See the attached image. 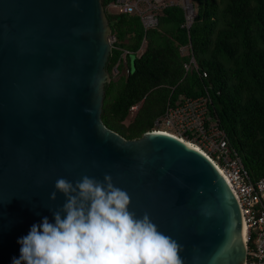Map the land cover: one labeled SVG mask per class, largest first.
Masks as SVG:
<instances>
[{"label":"water","instance_id":"95a60500","mask_svg":"<svg viewBox=\"0 0 264 264\" xmlns=\"http://www.w3.org/2000/svg\"><path fill=\"white\" fill-rule=\"evenodd\" d=\"M109 33L100 0H0V264L19 257L33 224L54 222L66 202L56 180L85 175H110L137 218L183 246V264H242L239 206L208 157L101 120Z\"/></svg>","mask_w":264,"mask_h":264},{"label":"trees","instance_id":"16d2710c","mask_svg":"<svg viewBox=\"0 0 264 264\" xmlns=\"http://www.w3.org/2000/svg\"><path fill=\"white\" fill-rule=\"evenodd\" d=\"M112 1L100 0L115 38L105 66L111 78L104 86L103 123L126 139L138 138L167 106L207 97L206 123L217 121L251 180L262 177L264 0H190L195 15L188 31L176 4L162 7L157 24L145 29L138 14L108 10ZM188 42L197 68L186 71L190 55L180 47Z\"/></svg>","mask_w":264,"mask_h":264},{"label":"clouds","instance_id":"9594fccd","mask_svg":"<svg viewBox=\"0 0 264 264\" xmlns=\"http://www.w3.org/2000/svg\"><path fill=\"white\" fill-rule=\"evenodd\" d=\"M156 126L147 131L185 139ZM185 140L199 146L189 137ZM55 189L64 194L66 202L52 212L54 222L43 217L18 239L20 254L11 264H183L179 255L183 246L159 231L147 213L137 218L129 210V194L114 186L110 175L103 182L85 175L75 184L59 178ZM56 194L53 191L50 199L55 200Z\"/></svg>","mask_w":264,"mask_h":264},{"label":"built area","instance_id":"2783aa9c","mask_svg":"<svg viewBox=\"0 0 264 264\" xmlns=\"http://www.w3.org/2000/svg\"><path fill=\"white\" fill-rule=\"evenodd\" d=\"M178 5L182 8L184 21L181 26L188 31L194 17V8L190 0H114L108 4L116 12L138 14L145 29L157 24V13L167 5ZM112 43L113 35L108 37ZM182 54L190 55L183 66L187 70L197 68L191 43L180 47ZM124 50V54L127 53ZM205 75V73H203ZM207 97L187 99L183 104L167 106L164 113L156 117L154 125L163 122L169 129L179 135L187 130L192 132V140L199 143L204 152L223 171L231 190L237 200L241 220L247 226L245 246L246 258L244 264H264V175L257 180H251L241 157L228 146L225 133L217 121L206 120ZM184 136L187 137V134Z\"/></svg>","mask_w":264,"mask_h":264},{"label":"bare ground","instance_id":"6f19581e","mask_svg":"<svg viewBox=\"0 0 264 264\" xmlns=\"http://www.w3.org/2000/svg\"><path fill=\"white\" fill-rule=\"evenodd\" d=\"M165 134H168L167 132H165ZM180 141H182L183 143H185L186 145L190 146L191 148H194L196 150H198L199 152H202V154H204L206 156V154L201 150V148L197 147L198 145H196L195 143L191 142V141H187L183 138L180 139ZM210 160V159H209ZM211 161V160H210ZM211 163L213 164V166L215 168H217L218 172L221 174V176L225 179V181L227 182L225 176L223 175V171L215 164L214 161H211ZM228 184V182H227ZM229 186V184H228ZM229 188L231 189V187L229 186ZM231 191V190H230ZM232 192V191H231ZM234 194V192L232 193ZM246 231H247V226L245 224V222L243 220H241V230H240V235H241V240H242V243H243V247L244 249L246 248L245 246V238H246ZM244 262V261H243ZM242 262V264H243Z\"/></svg>","mask_w":264,"mask_h":264},{"label":"rangeland","instance_id":"374dc122","mask_svg":"<svg viewBox=\"0 0 264 264\" xmlns=\"http://www.w3.org/2000/svg\"><path fill=\"white\" fill-rule=\"evenodd\" d=\"M111 11H113V9L111 8L110 9ZM123 55H124V53H123ZM122 55V56H123ZM119 74V72H117V69L116 68H114L113 69V71H112V77L114 76V78H116L117 77V75ZM117 74V75H116ZM108 75H109V73H108ZM111 78V76L109 75V79ZM135 111H136V109L135 108H133V109H131V111H130V115L128 116V118L126 119V123L129 121V120H131V118H132V116L134 115V113H135ZM156 127H159V128H164V129H169L167 126H165L164 125V122H163V118H162V122L159 124V125H157ZM174 132V131H173ZM182 137H184L185 139H186V137L184 136V135H182ZM192 140V139H191ZM198 143V142H197ZM199 144V143H198ZM197 147H199V146H197ZM200 148V147H199Z\"/></svg>","mask_w":264,"mask_h":264}]
</instances>
